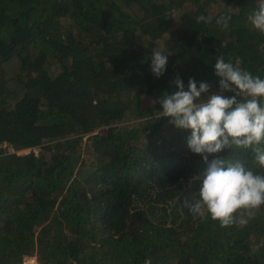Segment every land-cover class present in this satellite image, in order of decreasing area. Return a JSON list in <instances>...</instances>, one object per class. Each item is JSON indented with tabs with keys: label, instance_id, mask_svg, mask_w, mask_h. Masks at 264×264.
Returning a JSON list of instances; mask_svg holds the SVG:
<instances>
[{
	"label": "trees",
	"instance_id": "obj_1",
	"mask_svg": "<svg viewBox=\"0 0 264 264\" xmlns=\"http://www.w3.org/2000/svg\"><path fill=\"white\" fill-rule=\"evenodd\" d=\"M261 2L0 0V139L33 148L0 155V264H264V204L227 227L190 210L212 159L264 166L238 146L205 162L159 104L177 75L218 93L217 57L264 79Z\"/></svg>",
	"mask_w": 264,
	"mask_h": 264
},
{
	"label": "clouds",
	"instance_id": "obj_2",
	"mask_svg": "<svg viewBox=\"0 0 264 264\" xmlns=\"http://www.w3.org/2000/svg\"><path fill=\"white\" fill-rule=\"evenodd\" d=\"M230 16H221L216 23L228 28ZM252 25L264 32V0L248 17ZM210 22V17H197V22ZM169 57L159 50L151 54L150 70L156 78L167 71ZM219 77L218 93H212L206 102H198L211 91L207 81L190 78L187 88L177 75L172 81L176 90L167 91L159 98L163 115L178 129L191 130L190 150L208 162L210 154H218L232 146L251 147L255 160L264 166V79L242 70L223 57L214 65ZM225 92L234 93L232 96ZM244 94L247 98L238 100ZM199 199L191 212L200 217L206 213L221 227L233 223L239 209H256L264 204V176L254 174L241 162L230 163L222 158L212 159L202 180ZM246 223V221H241Z\"/></svg>",
	"mask_w": 264,
	"mask_h": 264
},
{
	"label": "built area",
	"instance_id": "obj_3",
	"mask_svg": "<svg viewBox=\"0 0 264 264\" xmlns=\"http://www.w3.org/2000/svg\"><path fill=\"white\" fill-rule=\"evenodd\" d=\"M33 148L25 147V148H15L14 144L6 139H0V155L6 152H14L17 151L19 153H27L30 152Z\"/></svg>",
	"mask_w": 264,
	"mask_h": 264
},
{
	"label": "rangeland",
	"instance_id": "obj_4",
	"mask_svg": "<svg viewBox=\"0 0 264 264\" xmlns=\"http://www.w3.org/2000/svg\"><path fill=\"white\" fill-rule=\"evenodd\" d=\"M37 152H38V149H37ZM29 259H32L36 264H41V263H39V262L37 261V259H36L35 256H26L24 261L26 262V261H28ZM25 262H24V264H25Z\"/></svg>",
	"mask_w": 264,
	"mask_h": 264
}]
</instances>
